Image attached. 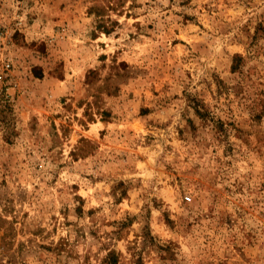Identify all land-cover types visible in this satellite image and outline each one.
<instances>
[{
	"label": "rangeland",
	"instance_id": "rangeland-1",
	"mask_svg": "<svg viewBox=\"0 0 264 264\" xmlns=\"http://www.w3.org/2000/svg\"><path fill=\"white\" fill-rule=\"evenodd\" d=\"M0 264H264V0H0Z\"/></svg>",
	"mask_w": 264,
	"mask_h": 264
},
{
	"label": "built area",
	"instance_id": "built-area-1",
	"mask_svg": "<svg viewBox=\"0 0 264 264\" xmlns=\"http://www.w3.org/2000/svg\"><path fill=\"white\" fill-rule=\"evenodd\" d=\"M5 68H6V69H9V68H10V64H9V63H6V64H5ZM186 199H187V200H190V197H186Z\"/></svg>",
	"mask_w": 264,
	"mask_h": 264
}]
</instances>
